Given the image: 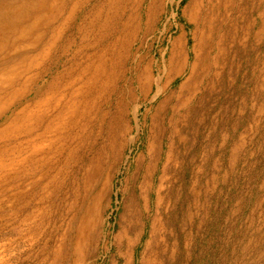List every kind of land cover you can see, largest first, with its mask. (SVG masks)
Segmentation results:
<instances>
[{"label": "rangeland", "instance_id": "1", "mask_svg": "<svg viewBox=\"0 0 264 264\" xmlns=\"http://www.w3.org/2000/svg\"><path fill=\"white\" fill-rule=\"evenodd\" d=\"M60 2L87 155L0 158V264H264V0Z\"/></svg>", "mask_w": 264, "mask_h": 264}, {"label": "bare ground", "instance_id": "2", "mask_svg": "<svg viewBox=\"0 0 264 264\" xmlns=\"http://www.w3.org/2000/svg\"><path fill=\"white\" fill-rule=\"evenodd\" d=\"M7 1L12 3L8 8L0 3V158L19 157L27 179L51 159L61 163L57 156L65 149L68 161L75 155L74 161L85 162L88 96L97 81L91 84L87 64L76 59L58 70L61 58L75 46L73 33L65 35L74 6L67 10L59 0ZM91 97L93 103L100 99ZM2 162L0 173L13 170L12 163ZM20 172L3 174L6 185L20 180Z\"/></svg>", "mask_w": 264, "mask_h": 264}]
</instances>
